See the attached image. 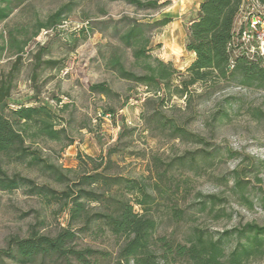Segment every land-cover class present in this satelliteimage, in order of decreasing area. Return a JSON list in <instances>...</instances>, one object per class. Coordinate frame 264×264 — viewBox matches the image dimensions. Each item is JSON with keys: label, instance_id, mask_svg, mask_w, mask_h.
<instances>
[{"label": "rangeland", "instance_id": "1", "mask_svg": "<svg viewBox=\"0 0 264 264\" xmlns=\"http://www.w3.org/2000/svg\"><path fill=\"white\" fill-rule=\"evenodd\" d=\"M197 1L160 0L169 4L145 13L106 0H28L0 24V45L7 44L8 48L0 58V84H11L7 103L14 107H47L57 116L58 125L67 137L62 142L36 140L28 143L30 150L61 169L70 180L75 176L67 171L77 169L79 157L109 160L110 174L146 178L156 200L151 208L158 223L156 234L171 236L178 242H184L194 228L217 234L246 223L264 224V206L260 203L264 199V170L253 171L252 162L247 160L264 161V92L224 88L211 100L206 96L193 100L187 109L183 100H172L169 105L177 109L164 110V116L201 136L206 146L173 140L168 132L154 127L146 129L142 119L145 89L119 79L105 67L109 53L119 47L115 52L129 68L130 52L120 47L108 31L100 33L99 29L101 24L114 23L123 17L156 21L170 18L171 23L150 39L152 55L184 72L192 60L184 50L185 27L194 16ZM61 8L66 13L62 24L50 31L42 30L31 39L37 24ZM240 21L242 15L236 23ZM90 26L93 31L88 30ZM84 28L87 31L82 33ZM15 40L28 41L19 58L9 49ZM97 84H104L110 94L91 93L89 88ZM228 99L231 100L225 102ZM156 106L147 109L151 111ZM226 109L228 117L223 122L211 121L215 112ZM108 111L113 113L105 115ZM209 150L218 153L210 165L198 163L193 172L179 167L180 157ZM4 168L8 174L20 173L36 185L63 190L42 177L37 168L26 165ZM235 169L243 173L246 169L244 174L253 188L251 209L241 206L230 192V174ZM158 173L163 175L162 182ZM156 182L160 192L153 186ZM197 194L221 199L219 209H224L231 219L215 220L211 214L209 217L198 213ZM175 210L181 218H174ZM66 224L67 214L59 212L58 205L43 206L39 199L21 190L0 192V250H5L12 238H27L32 228L40 235L54 236ZM78 245L113 255L116 251V240L107 232L97 239L82 237ZM0 264L13 263L4 258ZM46 264L54 262L48 260ZM251 264H264V260Z\"/></svg>", "mask_w": 264, "mask_h": 264}, {"label": "trees", "instance_id": "2", "mask_svg": "<svg viewBox=\"0 0 264 264\" xmlns=\"http://www.w3.org/2000/svg\"><path fill=\"white\" fill-rule=\"evenodd\" d=\"M26 1L0 0V24ZM106 1L121 2L135 12L145 13L156 12L169 4L160 0ZM257 1L264 7V0ZM243 5L245 0H203L200 3L196 18L185 27L184 50L192 60L184 72L152 55L150 39L171 23L170 18L156 21L123 17L114 23L101 24L100 33L108 31L120 47L130 52L129 68L115 52L119 47L109 53L105 67L119 79L145 89L142 119L146 129L154 127L160 132H168L173 140L205 147V139L188 132L175 119L164 116V110L177 109L175 105H169L172 100H183L187 109L193 100L204 96L211 100L224 88L264 92V56L250 60L234 54L231 49L236 19ZM65 15V8H61L44 22H39L31 39L42 30L56 29ZM88 30L94 29L90 26ZM86 31L81 29L82 33ZM27 42L15 40L9 49L19 58ZM6 50L7 44L0 45V58ZM10 91V82L0 84V192L10 194L21 190L27 196L39 199L43 206L58 205L59 212L67 214V224L54 236L40 235L32 228L27 238L10 239L7 248L0 250V263L4 258L13 264L38 261L46 264L48 260L54 264H251L264 260V224L246 223L217 234L194 228L184 242L157 235L158 223L151 213L156 204L151 185L146 178L129 179L110 174L112 165L107 159L79 157L77 169L67 171L75 176L70 180L61 169L47 163L28 145L36 140H67L57 116L44 106L9 105ZM89 91L103 96L110 94L104 84L91 86ZM153 104L157 106L148 111L147 107ZM228 112L227 109L215 112L211 121L223 122ZM112 113L108 111L105 115ZM217 154V150L199 151L190 157H180L178 165L193 172L198 163L210 165ZM247 160L252 162L253 171L264 170L263 160ZM12 165L37 168L42 177L63 190L36 185L20 173L8 174L4 166ZM244 173L239 169L231 172L230 192L241 206L251 209L253 188ZM157 177L162 182L163 175L158 173ZM153 186L161 191L159 183ZM196 200L198 213L209 217L211 214L215 220L231 219L224 209H219L223 201L218 197L197 194ZM260 203L264 206V199ZM173 216L181 218L176 210ZM106 232L116 240L114 255L88 245H78L82 237L97 239Z\"/></svg>", "mask_w": 264, "mask_h": 264}, {"label": "built area", "instance_id": "3", "mask_svg": "<svg viewBox=\"0 0 264 264\" xmlns=\"http://www.w3.org/2000/svg\"><path fill=\"white\" fill-rule=\"evenodd\" d=\"M242 20L235 23L231 49L234 54L248 59L264 56V7L257 0H245ZM237 17V18H238ZM237 20V19H236Z\"/></svg>", "mask_w": 264, "mask_h": 264}, {"label": "crops", "instance_id": "4", "mask_svg": "<svg viewBox=\"0 0 264 264\" xmlns=\"http://www.w3.org/2000/svg\"><path fill=\"white\" fill-rule=\"evenodd\" d=\"M203 0H198L197 1V4H196V8H195V10H194V16H193V18L190 20V21H188V24L192 21V20H194L195 18H196V16H197V12H198V8H199V5H200V3L202 2ZM187 24V25H188Z\"/></svg>", "mask_w": 264, "mask_h": 264}]
</instances>
